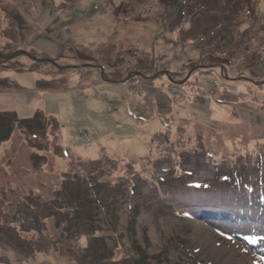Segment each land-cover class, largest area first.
I'll use <instances>...</instances> for the list:
<instances>
[{"label":"rangeland","instance_id":"1","mask_svg":"<svg viewBox=\"0 0 264 264\" xmlns=\"http://www.w3.org/2000/svg\"><path fill=\"white\" fill-rule=\"evenodd\" d=\"M258 153L264 0H0V264H264Z\"/></svg>","mask_w":264,"mask_h":264},{"label":"trees","instance_id":"2","mask_svg":"<svg viewBox=\"0 0 264 264\" xmlns=\"http://www.w3.org/2000/svg\"><path fill=\"white\" fill-rule=\"evenodd\" d=\"M98 9V8H97ZM3 121V123L6 121V119H4V120H2ZM10 123V122H9ZM9 123L7 122V123H4L6 126L5 127H9L10 129H11V127H10V125H9ZM8 135V134H7ZM6 135V136H7ZM264 156V154L263 153H258L256 156H255V158H261V157H263ZM207 157L208 158H211V159H213L215 156H214V154L212 153V152H207ZM215 163V162H214ZM224 163H225V161H224ZM247 164V163H246ZM246 164H244L245 166H246ZM239 166V165H238ZM215 167H216V169H217V172H216V174H215V178H214V180L216 181V182H219V181H221L222 179H223V176H222V169H221V167H222V164L221 163H219L218 162V165L216 164L215 165ZM221 173H220V172ZM234 172V171H233ZM232 172V173H233ZM185 174H183L184 176L183 177H193L194 176V171H192V172H189V171H187V172H184ZM237 174V173H236ZM163 181L162 182H164L165 183V181H166V179H162ZM221 183V182H220ZM196 185V187H203V188H205V189H210V188H212L213 186H215L214 184H211V181L210 180H208V181H205V182H201V183H198V184H195ZM185 186H186V188L187 189H192V187H195V186H193V184H190L189 182H187L186 184H185ZM131 192L133 193L134 192V194H135V190H131ZM41 261V260H40ZM37 264H43V263H41V262H36ZM61 264H63V263H61Z\"/></svg>","mask_w":264,"mask_h":264},{"label":"bare ground","instance_id":"3","mask_svg":"<svg viewBox=\"0 0 264 264\" xmlns=\"http://www.w3.org/2000/svg\"><path fill=\"white\" fill-rule=\"evenodd\" d=\"M212 118L225 120L227 118V112H226V110L224 108H215L214 110H212ZM105 139L103 141L104 144H107V143L111 142V141H108V139H106V140ZM130 139H131V141L129 142V144L128 143L126 144L127 147H133L138 152L145 151L144 143L142 144V141L139 138L130 137ZM116 143H119V142H117V141L114 142L113 146H115ZM122 146H124V145L122 144ZM133 148H130V150H132ZM89 151H91V152L94 151L95 152L96 150L93 147L92 150H89ZM94 152H93V156L94 157H98L99 154H100V149L98 148L97 153H94ZM237 264H239V263L237 262Z\"/></svg>","mask_w":264,"mask_h":264},{"label":"crops","instance_id":"4","mask_svg":"<svg viewBox=\"0 0 264 264\" xmlns=\"http://www.w3.org/2000/svg\"><path fill=\"white\" fill-rule=\"evenodd\" d=\"M36 76V75H35ZM41 78H44V76H37L36 79H41ZM46 79V78H45ZM45 93V92H44Z\"/></svg>","mask_w":264,"mask_h":264},{"label":"built area","instance_id":"5","mask_svg":"<svg viewBox=\"0 0 264 264\" xmlns=\"http://www.w3.org/2000/svg\"><path fill=\"white\" fill-rule=\"evenodd\" d=\"M33 10H34V11H36V9H35V8H33Z\"/></svg>","mask_w":264,"mask_h":264}]
</instances>
